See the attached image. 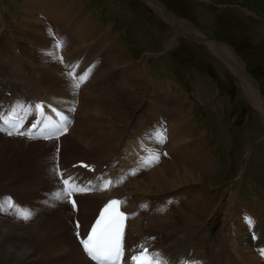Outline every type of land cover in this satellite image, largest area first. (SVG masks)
Masks as SVG:
<instances>
[{
    "label": "bare ground",
    "instance_id": "obj_1",
    "mask_svg": "<svg viewBox=\"0 0 264 264\" xmlns=\"http://www.w3.org/2000/svg\"><path fill=\"white\" fill-rule=\"evenodd\" d=\"M149 4L152 6L155 5L153 0H148ZM38 4L31 3L28 7V15L24 14V18L26 20H36L39 18L38 14L42 11H35L36 14H30V9L37 8ZM159 12L163 15H167L164 10L159 9ZM62 16V15H61ZM59 16V17H61ZM58 17V18H59ZM169 17V16H168ZM57 18V19H58ZM170 20L179 28L184 35L193 36L196 38L201 35L200 33L196 34V30L190 24L185 22H177L174 21L171 17ZM191 26V27H190ZM76 28V27H74ZM188 28L187 30H184ZM192 28V29H189ZM87 27L84 26V30ZM81 32V29H77ZM200 39V38H199ZM15 43H19V39L14 40ZM210 43L221 58H223L235 71H237L240 75L242 83L248 87H252V80L249 79V76L244 72L243 65L241 64L240 59L235 55V53L227 46L216 44L215 42ZM131 67L125 68L124 71L120 72L121 78L124 80L120 85V93L118 94V90L110 91V105L113 101H117L120 105H123L124 108L120 112H115L110 114L112 118L121 119L123 121L129 119L133 114L132 108L128 107V104L133 101H141L143 98L142 95L138 92L140 86L144 87V84L149 83L148 71L145 66L142 64H130ZM37 68V71L33 69ZM48 73L43 69L41 61H30L29 66L26 72V76L29 80L34 82L40 76L47 75ZM141 96V97H140ZM86 107H89L87 104ZM178 130V136L174 143V145H178L177 149L180 147L185 149H190L178 158L177 164L175 163H165L167 166V172L164 173L161 170H156V172L151 175L145 174L142 175L137 183L132 184V189L140 192V190L145 191L146 193H157V192H166L171 190H176L179 188L182 192H189V188L185 189L184 185L197 183L199 184V188L195 190L192 188V191L189 194L190 202L192 200H197L202 202L205 193L201 190V187L204 188L205 184L203 183V177L206 175L209 170L212 168V161L206 152L202 149H199L197 152L194 149H191V143L185 142L187 139L194 136L191 130L184 129L180 130L178 125H174ZM107 138V130L101 129L96 136V141H105ZM183 143H186L189 147L185 146ZM106 151H109L108 148H105ZM189 153V154H188ZM23 167V155L17 149L13 150L12 147L5 143L0 142V175L8 178L9 182L15 183V179L17 178L19 172ZM201 186V187H200ZM140 189V190H139ZM213 204L209 201L202 204L195 214L190 215L189 220L184 225V232L186 234H190L195 232L194 228L197 224H204L206 219L210 217V212H212ZM238 209V207L236 206ZM253 215L259 217V214L255 211H251ZM237 214L233 211H229L227 216L225 217L224 223L226 221L232 222L233 225H237L236 234L243 230L242 224H240V220L236 218V221L232 219L233 216ZM238 219V220H237ZM69 226L68 219L65 215L61 217L45 221L38 225L36 229L28 228L26 232H23L21 235L23 238H20L17 233V229L14 225L9 223L6 220L0 218V261L5 264H23L24 262L30 261L35 258V256L42 251V254H56L61 249H74L75 243L71 239L55 240L54 237L59 233H65L66 229ZM233 230H229V235H223L222 237H228L230 240H235L236 238L231 235ZM227 240V239H226ZM50 241V242H49ZM49 242V243H47ZM67 245L68 248H65L64 244ZM250 241L246 243L241 240L240 247H246ZM46 244V248L43 247ZM231 260L228 257L224 258V264H230Z\"/></svg>",
    "mask_w": 264,
    "mask_h": 264
},
{
    "label": "rangeland",
    "instance_id": "obj_2",
    "mask_svg": "<svg viewBox=\"0 0 264 264\" xmlns=\"http://www.w3.org/2000/svg\"><path fill=\"white\" fill-rule=\"evenodd\" d=\"M123 7V11L126 14L133 13L137 16V21L142 25L148 22L147 26H152L155 29L161 31V34L157 35L161 43V49L166 51L170 49L171 45H176L179 34L173 30L162 20H155L152 14L149 12V6L142 1L135 0H118ZM164 4L166 10L169 13H173L178 18L186 20L196 28L199 29L210 39L225 42L229 45H235L236 48L241 51L242 65L247 63L250 67L255 64L264 65V35L259 31L255 22H252L249 18L244 17L243 14L236 10H215L214 8L203 7L197 0H156ZM221 3H241L247 6L250 10L257 14L261 20L264 21V0H218ZM114 3V2H112ZM114 8L117 10L118 6L114 4ZM138 26V25H137ZM191 27V26H190ZM134 29H137L136 27ZM188 28L184 29L187 30ZM192 29V28H189ZM194 31V29H193ZM198 32H196L197 34ZM185 44V43H184ZM186 46L188 44H185ZM209 46V47H208ZM197 47V48H196ZM193 49L185 47L187 55L197 56V63L208 67L212 65L213 70L219 76L222 74V70L218 67L216 62H211V58L208 52H214L215 48L211 45L196 46ZM211 50V51H210ZM205 51L206 54L202 53ZM217 54V53H216ZM201 57V59H200ZM240 60V61H241ZM227 63V62H226ZM228 64V63H227ZM140 65V64H139ZM228 66L232 68L229 64ZM233 69V68H232ZM244 69V68H243ZM149 74V73H148ZM141 97V96H140ZM205 109L193 108L192 110V122L195 125L202 126L204 129H211L213 125L209 122L199 120V117L205 113ZM211 160V159H210ZM212 161V160H211ZM215 166L209 171L214 170ZM1 176V175H0ZM3 176V175H2ZM1 176V177H2ZM5 177V176H4ZM217 178L214 180H218ZM209 182V184L214 183ZM211 213V212H210ZM209 219V218H208ZM25 263V262H24ZM23 263V264H24ZM0 264H5L0 261Z\"/></svg>",
    "mask_w": 264,
    "mask_h": 264
},
{
    "label": "snow or ice",
    "instance_id": "obj_3",
    "mask_svg": "<svg viewBox=\"0 0 264 264\" xmlns=\"http://www.w3.org/2000/svg\"><path fill=\"white\" fill-rule=\"evenodd\" d=\"M61 46V42H57V47ZM69 75H72L70 72ZM87 78V74L79 77V80L74 84L75 88L80 87V83ZM40 105H37L36 108H40ZM35 127V125H33ZM5 129L0 128V131ZM63 131L66 132L67 128H63ZM11 131L8 132V135H12ZM20 135H30L29 133L20 132ZM159 139L161 142L166 140L165 132L158 133ZM159 155H153L148 163L152 161H158ZM64 184L66 186L67 195L71 196L72 192H84L88 191L87 188L77 187L74 184H70L68 179H65ZM111 184V181H106L104 184L105 188H108ZM56 198L61 199L62 193H56ZM73 207H75V201H72ZM121 201L111 200L106 204L101 211L99 218L95 221V224L91 227L90 232L87 234L86 238L81 239V245L84 251L87 253L89 258L94 262V264H122L125 247V221L128 217L124 212L120 211ZM3 206L8 208L14 207L13 201L8 199L3 202ZM20 219L24 221H29L32 219L33 213L28 210L16 209L15 213ZM248 223L251 225L254 221L249 218ZM80 225L77 224L79 229ZM79 236L80 233L77 232ZM261 256H264V249L260 250ZM132 264H167V261L161 259V254L157 253L154 255H149L146 248H141L138 255L131 256Z\"/></svg>",
    "mask_w": 264,
    "mask_h": 264
}]
</instances>
